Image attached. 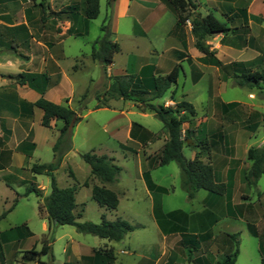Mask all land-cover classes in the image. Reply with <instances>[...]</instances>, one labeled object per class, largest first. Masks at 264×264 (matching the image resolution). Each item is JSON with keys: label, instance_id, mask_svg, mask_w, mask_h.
Instances as JSON below:
<instances>
[{"label": "crops", "instance_id": "0c3cea01", "mask_svg": "<svg viewBox=\"0 0 264 264\" xmlns=\"http://www.w3.org/2000/svg\"><path fill=\"white\" fill-rule=\"evenodd\" d=\"M2 1L11 2L12 7L5 6L3 10L0 9V27L1 29L3 28V32H0V51L9 43L16 53L15 56H21L22 61H26L27 64L25 65L22 64V61L15 60V65L19 66L18 73H7L0 69V180L3 179V176L6 177L8 175V178L13 175L20 177L26 171L32 174V179L37 180L38 175L31 173L30 168L34 164H38L33 160L39 148V140L49 143L53 150V146L59 137L58 129L62 123L54 121L52 128L45 127L47 131L38 130L39 125L40 127H44L42 125L43 112L31 104L36 103L41 97H44L57 104H66L68 102L74 107L73 100L83 95H76L74 93L73 83L70 81V74L81 71V68L78 69L75 66L76 69L71 71L69 67L65 68L62 64V61L65 59L64 43L71 36L76 38L89 36L93 20L88 23L86 30L84 16L81 11L67 14L68 8L80 6L82 0ZM16 7L19 8V11L15 10ZM21 11H23V18L20 22H7L6 19L9 20L12 15L19 14ZM248 14L264 19V0H253L248 5ZM105 18H108L107 20L111 22L112 41L118 43L120 46V52L116 54L113 64L107 68L106 72L103 70L105 79L109 81L107 82V87L110 85V78L112 77L136 75L141 78L150 90L153 84V75L165 76L177 68V84L172 86L162 99L156 100L153 103L163 105L166 108L175 106L179 101H187L194 105L197 112L195 119L196 126H203V129H205L203 131L207 132L208 139H215L217 144L220 145L216 153L222 154L219 157L221 159L215 160L212 158V153L206 152V155L203 154V160L211 162L218 175L220 173L225 174L226 182L224 183L227 185V192L218 202V198L210 196L205 190H200L197 194V197L200 196L199 201L202 205L199 212L187 213L181 209L165 211L162 196L166 194L148 189L144 178V171L145 169H150L148 158L150 156L154 157L160 152L167 137L163 133L164 136H161L160 139H152V135L158 133L153 131L148 125L136 122L129 117L137 113L146 117L150 111H142L132 101L113 99V103L120 104L124 101V105H127V107L119 109V117L122 116L126 119V125L122 133L120 129H117L118 133L115 135V138L125 153H131L138 159L140 178L144 191L152 204V215L160 232V240L157 244H150L143 252L131 244L129 234L122 242H110L106 240L107 242L98 247H87L86 249L76 241H72L66 247V262L64 264H93L90 258L95 256V250L100 249H113L116 256L115 264H195L193 263L194 261L188 262L187 249L181 245L182 233L181 231L174 230L175 226H178L180 230L181 228H186L188 234L195 236L193 240L195 245L192 243L191 248L194 246L198 250L195 252L193 259L205 256L211 262L209 253L205 249L209 244L216 241L222 245L224 250L223 257L218 259L222 260L227 253L233 250L231 239L226 237V235L236 233L228 231L216 232L215 227L220 218L225 220L231 218L235 221L246 220L247 228L249 223L255 224L257 227L260 226L259 222L256 221L258 215L257 207L252 203L253 197L249 194L252 185H249L245 180V174L252 166V162L248 159V151L254 147H251L248 143L246 145H239L241 139H250L256 132H250L243 128L237 131L236 134L235 132L225 133L222 129L223 124H220L215 129L212 126L209 128L208 117H210V114H213L214 117V114L217 113L219 118H224L225 111L222 108V104H229L233 101H223L221 99V90L216 91L212 89V80L209 74L205 86H200L206 78V73L200 65H203V63L198 61L203 57V54L195 47V37L192 33V27H189V24H187L189 19L186 24L176 26L178 17L166 4V0H117L111 10L107 8ZM2 19H5V21H1ZM252 22L249 25L253 30L252 36L258 39V34L254 32ZM247 48L253 52L256 51L253 47ZM230 49L236 54L241 50L243 51L245 47L242 48L235 45L230 47ZM0 56L4 58V54ZM3 58H0V68L12 64L9 57ZM85 60L93 64L97 62L87 53L74 58V61L77 63L84 62ZM192 65L202 72V77L197 83H194L192 79ZM150 67H154L155 69L152 70ZM101 68L103 69L102 65ZM20 74L41 75L43 78L36 84H30L29 82L21 84L12 78ZM66 81L71 86L68 92L62 90V85ZM220 82H223V80H219ZM88 91L90 90L87 89L84 93ZM201 93L203 98L201 97L202 95L200 96ZM217 99H220V101L217 102ZM112 104L109 107L100 109H95V105L93 110H110L113 106ZM84 112L82 119L85 116ZM134 124H139L141 127H134ZM188 127V124L184 126L185 129ZM103 130L110 136V121L104 125ZM162 137L163 140H161ZM120 138H124L122 139L124 141H121ZM32 145H34V149ZM239 147L243 149V154L247 151V158L244 155L242 158L237 156V149ZM260 147H264V140L256 148ZM188 148L193 152L191 159H194L197 153H199V149ZM25 152H30V155L27 156ZM71 153L72 151L66 155L62 165L69 159ZM98 155L110 156V154L106 153ZM127 156V154H124L125 159H127ZM114 158L116 163L119 162L116 157ZM241 159L243 162L240 165ZM157 167L159 166L153 165L150 169L151 178L157 186L163 187L156 183L152 176V171ZM123 170L124 167H122V172ZM74 176L73 179L76 181V184L72 186L93 189L95 185H98L108 188L107 185L102 184L91 175V170L89 176L83 182L77 180L75 173ZM20 182L21 184H25L26 187L30 185V181L22 177ZM85 183H88V185L86 186ZM36 185L43 191L44 195L50 194L48 193V185L39 183ZM118 185L121 187L118 191L109 189L115 191L119 199L121 193L129 200L133 198L135 189L130 190L128 186H122L119 182ZM7 186L10 190L14 191L8 183ZM202 191L205 193L202 194ZM15 194L16 196L19 195L16 191ZM16 196L13 198L9 210L17 198ZM158 202L161 204L164 214L180 211L187 214V217L177 215V218L163 221V227L160 226L154 213L155 205ZM16 205L10 211L8 210V212H11ZM77 205L79 208L80 205L78 203ZM219 210L220 212H225V215L220 216ZM42 219V230L46 232L49 228L48 221L45 218ZM29 229L33 233L32 236L24 239L14 238L12 240L18 241L34 237V232L30 227ZM6 231H0V235ZM202 264H207V262H202Z\"/></svg>", "mask_w": 264, "mask_h": 264}, {"label": "rangeland", "instance_id": "374dc122", "mask_svg": "<svg viewBox=\"0 0 264 264\" xmlns=\"http://www.w3.org/2000/svg\"><path fill=\"white\" fill-rule=\"evenodd\" d=\"M252 1L253 0H192V4L188 7L186 12V15L189 17L187 24H189V27H192L193 19L195 17L206 16L209 13L213 14L221 21L228 22V16L237 14L240 7L247 6L248 8V5H250ZM5 6L12 7V4L11 2H1L0 0V9L3 10ZM107 8H110L107 6V0H101V14L97 19L92 21L89 36L84 38L71 36L68 37L64 43L65 59L62 61L64 67H69L71 71L76 68H81V71L77 73L72 72L73 74H70V81L73 83L74 93L80 95L84 94L87 89L90 91H88L89 103L87 111L84 112L85 116L72 130L74 149L70 154L69 159H67L60 169L55 172V176L60 187H70L76 184V181L69 175L70 169L73 170L79 182H83L90 174V167L81 158L80 154L94 151L97 154L106 153L110 154V156L116 157L119 161L117 163L121 167H124L118 182L122 186H128L130 190L135 189L133 198L129 200L120 192V206L117 210L111 211L101 207L92 198L91 188H78L76 199L80 207L77 211L81 212L83 210L82 217L79 218L78 221L101 223L103 216L112 221L121 218L135 226L134 231L129 233V240H131L132 245L138 247L139 251L143 252L150 244H157L159 242L160 232L152 215V204L142 185L138 159L131 153H125L115 138V135L118 133L117 129H120L122 133L126 125V119L122 116L119 117V109L121 107L125 108L127 105H124V101L117 104L115 102L113 103V99H107L104 97L108 84L107 82L109 81L105 79V74L99 62L93 64L86 60L79 63L74 61L76 56H80L83 53L90 54L91 56L93 50L92 46L95 45L96 41L103 35L101 25L109 21L107 20L108 18H105ZM15 10L19 11V8L16 7ZM22 12L23 11L19 14L16 13L14 16L12 15L9 20L6 19L7 22H20L23 18ZM1 21H5V19H2ZM241 23V20H237L235 23L231 24L230 28H239L241 27ZM252 24L254 32L258 34V39L253 43V49L256 50L254 52L248 49V46L242 47L238 37L233 32H229L227 35H216L211 41H209V44L212 46V50L217 51L216 57H218L225 65H230L234 62H249L257 60V64L252 70L259 74L264 71V19L261 18L259 24L254 22H252ZM2 30L3 28L1 29L0 27V32H3ZM237 33L239 32L237 31ZM252 33L253 30L250 27L249 33L244 31L246 41L249 40ZM216 43L222 45H216ZM235 45L242 48L245 47V49L235 54L230 49V47ZM3 54L4 58L1 56L0 58L6 59L9 57L12 64L2 66L0 69L7 73H18L19 66L15 65V60L22 61L23 59L21 56H15L16 53L12 47H10L9 43L0 51V55ZM201 60L202 58L198 61ZM22 64L26 65L27 62L22 61ZM200 65L206 73V78L201 83V87L205 86L209 74L212 80V89L216 91L221 90V99L223 101L239 103V105L233 109L234 111L231 116H226L221 119L217 113L214 114V117L213 114H210V117H208L209 128L212 126V128L215 129L220 124H223L222 129L225 133L235 132L236 134L237 131L243 129V125H245L247 122L246 120L249 117H254L255 119H258L261 124L259 129L250 139H241L239 145H246L247 143L251 147H258L261 145L264 140V84H262L260 88H255L253 90L235 86L231 67L227 66L221 69L215 66ZM75 66L77 67L75 68ZM219 80H223V82L219 83ZM70 87L69 82L66 81L62 85V90L68 92L70 91ZM97 94L104 97L100 104L110 106L113 103L110 110H93L94 106L98 103L96 99ZM201 95L202 93L200 96ZM80 97L73 100L75 108L78 106L77 102ZM201 97L203 98V95ZM219 101L220 99H217V102ZM256 112L260 113L258 118L255 117ZM80 113L83 114V112ZM129 117L136 122L148 125L153 131L164 136L163 124L153 113L148 112L146 117L141 116L139 113ZM108 121H110V136L103 130L104 125L108 123ZM38 130L43 132L47 131L45 127H40V125ZM120 139L121 141H124L122 140L124 138ZM161 140H163V137ZM210 142H213V148L211 150L212 158L216 160L222 155L216 153V151L218 152L220 145L217 144L215 139H210ZM183 151L186 158L191 159L193 157V152L188 147H184ZM124 154L128 155L127 159L124 158ZM53 155L51 145L46 143V141L43 142V140H39V148L35 153L33 161L38 164L51 163L53 161ZM204 155H206V152H204ZM243 155L247 158V151L243 154V149L239 147L237 149V156L242 158ZM242 162L243 160L241 159L239 164L241 165ZM31 175L32 174H30L29 171H26L23 172L20 177L13 175L8 178L9 175L6 177L3 176V179L0 180V216L9 210L13 198L16 196L15 191L21 196L25 193L26 186L23 183L21 184V177L28 179L30 183L46 184L49 188L48 193L51 192L50 178L48 176L38 175L37 180H34ZM152 176L156 183L170 189L169 194L162 196V203L165 211L176 209H181L187 213L200 211L202 207L199 201L200 196L194 201L188 199L186 192L182 188V174L180 167L176 162L157 167L152 171ZM219 180L222 183L226 182V176L224 173L219 174ZM118 182L115 184H107V186L108 188L118 191L121 188L119 187ZM7 183L14 189V191L9 189ZM243 192L245 193L244 190ZM201 193L203 194L205 192L202 191ZM249 194L253 197V201L251 200L252 203L257 207L258 215L256 221L259 222L260 226L257 227L255 224L254 225L258 229L260 235L264 236V177H262L255 186H252V189L249 190ZM220 200L221 198L218 197V202ZM39 206L40 199L35 194H30L28 197H20L16 207L0 219V231H6L27 223L34 232V237L30 239L18 241L10 240L6 243H3L0 240V264H64L66 262V247L68 244L72 243V241H76L85 249L87 247H98L107 242L105 239L93 235L79 233L74 226H56L53 227L54 240L51 243L50 254L41 256L31 262L24 261L21 252L33 249L38 251L41 250L43 245L42 240L44 238L43 235L48 233V230L46 232L42 230L43 219L39 214ZM219 213L220 216L225 215V212H220V210ZM215 231L218 233L220 231L239 233V254L236 264H264V252L261 253L259 248L260 240L251 235L247 228L246 220L235 221L231 218L226 220L220 218L215 227ZM205 250L209 253V258L212 262L223 257L224 250L222 245L216 241L209 244Z\"/></svg>", "mask_w": 264, "mask_h": 264}, {"label": "trees", "instance_id": "16d2710c", "mask_svg": "<svg viewBox=\"0 0 264 264\" xmlns=\"http://www.w3.org/2000/svg\"><path fill=\"white\" fill-rule=\"evenodd\" d=\"M117 0H107V6L112 8ZM244 3V2H243ZM166 4L176 13L178 22L176 26L186 24L189 17L186 15L188 7L192 4V0H166ZM241 4V3H240ZM246 7H240L237 14L228 16L229 21H221L213 14L209 13L206 16L195 17L192 23V33L195 37V47L203 54L201 62L205 65H211L223 69L224 67H231L233 71V82L235 86L242 88L255 89L260 88L264 84V71L257 73L253 71L256 66L257 60L249 62H234L230 65H225L218 57L217 51L212 50L209 41L216 35H227L233 32L238 37L241 46L253 47L256 38L250 36L246 41L244 31L249 33V21L256 23L261 22V18L254 15H249ZM82 12L84 16V23L86 30L88 23L91 20L97 19L101 12V0H82L80 6L70 7L67 14ZM241 20V27L230 28L231 24L235 21ZM110 21L102 25L103 35L100 37L93 47L91 58L99 62L104 72L113 64L116 54L120 52L118 43L112 41V30ZM237 31L239 33H237ZM251 44V45H250ZM192 64V62L190 61ZM154 70V67H150ZM226 76V75H225ZM152 88H149L143 83L141 78L136 75L115 76L110 78L111 83L106 88L104 97L107 99L132 101L144 112L150 111L154 113L155 117L163 124V131L166 135V142L163 148L154 157L150 156L149 166L150 169L153 165L165 166L171 162H176L182 174V188L186 192L188 199L194 201L200 190H205L210 196L221 198L227 192V185L220 182L219 175L211 162L203 160L204 152L211 153L212 142L208 139L206 131H203V126H196L195 119L197 116L196 109L193 104L187 101H179L175 106L164 107L160 104L153 103L156 100L162 99L170 88L177 84L178 69L175 68L168 75L152 76ZM202 77V72L194 65H192V79L197 83ZM18 83L21 84H36L43 78L41 75L20 74L13 76ZM103 96L97 94L96 99L98 104L95 109L109 107V105H102L100 102L104 99ZM89 94L84 93L78 99L77 108L72 107L68 102L66 104H57L41 97L36 103L31 104L33 107L39 108L43 112L42 125L46 128H52L54 121L61 122L62 125L58 129L59 137L53 146L54 160L48 164H34L30 168V172L34 175H46L51 179V192L49 195H44L43 191L38 188L34 183H30L26 187L25 193L21 196L18 195L14 201L12 208L17 204L20 197H28L34 193L40 198L41 203L39 206V214L42 218L48 221V233L44 235L42 240L41 250H26L21 252L22 259L26 262H31L37 258L48 255L51 252V243L53 238V227L56 226H74L77 232L82 234H89L110 242H122L126 236L133 232L135 227L123 219H116L110 221L102 217L101 223H94L91 221H78L82 217V212H78V205L76 195L78 192L77 186H70L62 188L59 186L55 172L60 169L62 163L68 153L73 151L72 130L76 123L82 119V114L88 109ZM239 105L237 102L229 104H222L225 111V117L233 114V109ZM260 113L256 112L255 117H259ZM243 125V128L256 132L260 127V122L254 117H249ZM188 124L187 129L184 126ZM141 127L139 124H134V127ZM200 134H202L200 136ZM222 135V134H221ZM223 136V135H222ZM161 138V134H153L152 139L157 140ZM34 149V145H32ZM184 147L199 149L194 159H188L184 155ZM27 156L30 152H25ZM81 158L87 163L91 170V175L98 179L102 184H115L119 181L122 167H120L114 157L108 155H98L94 151L89 153L80 154ZM248 159L252 162L251 168L245 174V180L249 185L255 186L258 181L264 177V147L250 148L248 151ZM150 169H145L144 178L146 180L148 189L150 191L158 192L161 194H168L169 189L157 186L150 174ZM70 177L74 178V172L69 170ZM87 186L88 183H85ZM92 198L107 210H116L120 204L118 194L104 186L95 185L92 189ZM11 208V209H12ZM10 209V210H11ZM9 210V211H10ZM3 213L0 218L6 214ZM154 213L160 226L163 227V221L177 218V215L187 217V214L176 211L164 214L161 204L158 202L155 205ZM181 216V217H182ZM249 232L252 236L260 240V252H264V236L260 235L258 229L254 224H248ZM174 230L181 231L182 240L181 245L187 249L188 262L195 264H236L239 254V233L228 234L226 237L231 239L233 250L225 255L222 260L209 262L205 256L193 259L197 248H191L195 239L194 235L188 234L186 228L175 226ZM27 224L11 228L0 235V240L6 243L14 238L24 239L32 236ZM195 245V244H194ZM193 259V260H192ZM93 264H115L116 256L113 249H100L95 250V256L90 258Z\"/></svg>", "mask_w": 264, "mask_h": 264}]
</instances>
